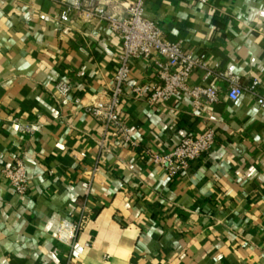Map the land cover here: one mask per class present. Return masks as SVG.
Segmentation results:
<instances>
[{
	"label": "crops",
	"instance_id": "1",
	"mask_svg": "<svg viewBox=\"0 0 264 264\" xmlns=\"http://www.w3.org/2000/svg\"><path fill=\"white\" fill-rule=\"evenodd\" d=\"M130 1L102 0L120 18ZM80 2L0 0V264H264V109L248 93L230 101L217 77L206 83L222 91L217 103L179 95L152 106L150 85L162 83L155 61L140 60L130 83L145 98L127 88L121 106L132 141L112 137L84 107L112 95L121 39L83 14L62 22ZM145 18L264 94V0H146ZM60 81L81 105H61ZM27 124L38 130L21 132ZM209 129L212 149L187 171L152 161ZM17 160L25 196L2 174ZM82 215L73 238L65 226Z\"/></svg>",
	"mask_w": 264,
	"mask_h": 264
},
{
	"label": "built area",
	"instance_id": "2",
	"mask_svg": "<svg viewBox=\"0 0 264 264\" xmlns=\"http://www.w3.org/2000/svg\"><path fill=\"white\" fill-rule=\"evenodd\" d=\"M206 5L210 0H189ZM146 0H131L123 4L126 15L120 18L108 11L102 0H81L74 9L67 8L61 15V21L67 23L71 16L83 14L87 20H97L107 24L108 29L121 39V50L118 55L119 66L114 76L115 86L108 99H101L84 107V111L100 121L106 132L112 137L130 143L131 130L122 114V100L129 95L137 100H144L145 91L141 85L130 83L133 65L140 60H153L157 68L156 77L162 83L150 85L147 101L156 106L167 102L173 97L184 96L193 101L199 108L202 103L214 104L220 100L222 91L206 84L217 77L227 85L226 95L232 102H237L245 93L252 95L264 109V94L259 90L262 83L254 80L250 86L243 87L240 76L231 71L220 72L218 65L212 67L205 54L187 53L182 43L168 42L159 25L145 18ZM203 73V85H191L190 80L196 73ZM59 102L63 106L74 103L81 105L80 99L72 98V88L68 81H60L56 86ZM38 130L36 124L21 125L20 131L34 134ZM216 134L212 129L197 137L183 138L174 149L165 153H153L152 161L161 166L170 176L181 174L191 163L201 159L210 152ZM7 183L18 193L25 196L29 187V177L25 164L17 160L12 166L2 170ZM90 184H84L86 195H89ZM87 217L82 215L76 224L67 225L73 238L81 230Z\"/></svg>",
	"mask_w": 264,
	"mask_h": 264
}]
</instances>
